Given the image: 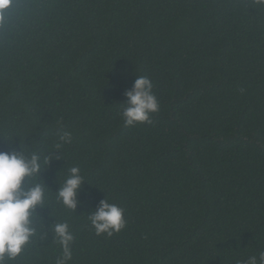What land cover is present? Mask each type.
Wrapping results in <instances>:
<instances>
[{
    "label": "trees",
    "instance_id": "trees-1",
    "mask_svg": "<svg viewBox=\"0 0 264 264\" xmlns=\"http://www.w3.org/2000/svg\"><path fill=\"white\" fill-rule=\"evenodd\" d=\"M135 76L153 82L160 110L128 127L122 104ZM58 121L72 143L42 171L49 208L37 211L46 230L69 224V264H246L264 251V7L255 0H12L0 21V133L18 137L16 151L20 138L47 153ZM72 166L89 183L75 212L55 193ZM105 198L127 222L111 237L88 220ZM61 255L48 232L7 264Z\"/></svg>",
    "mask_w": 264,
    "mask_h": 264
},
{
    "label": "clouds",
    "instance_id": "clouds-1",
    "mask_svg": "<svg viewBox=\"0 0 264 264\" xmlns=\"http://www.w3.org/2000/svg\"><path fill=\"white\" fill-rule=\"evenodd\" d=\"M255 2L264 7V0ZM11 5L12 0H0V21L4 19ZM153 88L154 84L148 77L135 76L132 88L124 93L126 102L122 104L124 107L121 116L125 126L152 123V114L160 110ZM56 127L61 131L47 153L28 151L23 147L20 138L21 150L16 151L13 142L18 137L0 133L3 136L0 139L6 140L9 147V151H0V264L15 261L29 245L37 240L45 241L48 232H51L53 242L62 250L56 264H69L72 260L75 236L69 224L56 221L46 230L43 218L37 211L48 207L46 192L49 188L40 179L42 171L50 161L63 159L64 146L72 143V133L62 130L59 121ZM55 152L60 155H54ZM85 182L87 181L81 168L70 167L67 177L62 184L59 183V189L55 192L57 202L75 212L81 203L78 196ZM124 216L125 210L122 207L105 198L88 215V220L97 236L106 234L111 237L125 229L127 222ZM246 264H264V251L249 256Z\"/></svg>",
    "mask_w": 264,
    "mask_h": 264
}]
</instances>
